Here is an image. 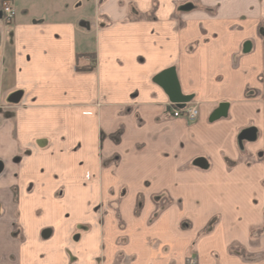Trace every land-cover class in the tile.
<instances>
[{
  "label": "crops",
  "instance_id": "crops-1",
  "mask_svg": "<svg viewBox=\"0 0 264 264\" xmlns=\"http://www.w3.org/2000/svg\"><path fill=\"white\" fill-rule=\"evenodd\" d=\"M10 1L0 264H264V0Z\"/></svg>",
  "mask_w": 264,
  "mask_h": 264
},
{
  "label": "water",
  "instance_id": "water-1",
  "mask_svg": "<svg viewBox=\"0 0 264 264\" xmlns=\"http://www.w3.org/2000/svg\"><path fill=\"white\" fill-rule=\"evenodd\" d=\"M155 82L163 88L168 96L169 101L178 109H182L185 104L191 101V97L183 96L180 92L179 85L175 76L174 69L166 70L155 78ZM227 104L219 105L218 109L210 116V121L218 120L226 115ZM201 163L198 162V166ZM206 166H204L205 168ZM1 171V165H0Z\"/></svg>",
  "mask_w": 264,
  "mask_h": 264
},
{
  "label": "built area",
  "instance_id": "built-area-1",
  "mask_svg": "<svg viewBox=\"0 0 264 264\" xmlns=\"http://www.w3.org/2000/svg\"><path fill=\"white\" fill-rule=\"evenodd\" d=\"M16 16L14 5L10 0H3L0 5V18L5 24H10ZM169 112L172 118H183L188 122H193L198 118V109L196 105L185 104L182 109H178L175 105H169ZM195 258L186 260V264H195Z\"/></svg>",
  "mask_w": 264,
  "mask_h": 264
},
{
  "label": "flooded vegetation",
  "instance_id": "flooded-vegetation-1",
  "mask_svg": "<svg viewBox=\"0 0 264 264\" xmlns=\"http://www.w3.org/2000/svg\"><path fill=\"white\" fill-rule=\"evenodd\" d=\"M0 21L2 22V20H1V18H0ZM4 23V22H3ZM5 24V23H4ZM5 25H7V24H5Z\"/></svg>",
  "mask_w": 264,
  "mask_h": 264
},
{
  "label": "rangeland",
  "instance_id": "rangeland-1",
  "mask_svg": "<svg viewBox=\"0 0 264 264\" xmlns=\"http://www.w3.org/2000/svg\"><path fill=\"white\" fill-rule=\"evenodd\" d=\"M1 5V4H0ZM15 11H16V9H15ZM16 14H17V12H16Z\"/></svg>",
  "mask_w": 264,
  "mask_h": 264
}]
</instances>
